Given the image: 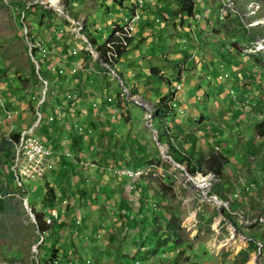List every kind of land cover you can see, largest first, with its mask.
Here are the masks:
<instances>
[{
	"label": "rangeland",
	"instance_id": "rangeland-1",
	"mask_svg": "<svg viewBox=\"0 0 264 264\" xmlns=\"http://www.w3.org/2000/svg\"><path fill=\"white\" fill-rule=\"evenodd\" d=\"M94 1L96 2L94 3ZM151 1L152 4L160 8L151 6L148 9ZM233 2L234 5L219 24L221 26L217 28V32L213 31V35L216 37L219 34L220 38H215L212 47L205 40L204 44L207 47H202L196 42L197 47L193 49L189 46L191 36L185 31L182 38L186 41H182V44H175L174 41H179V39H173L172 34H169V38L162 40L161 37L155 38V36L150 39L135 36L130 51L122 57L124 61L121 60L122 62L119 63L121 67H113L98 59L99 54L85 36L89 34L100 43L111 33L110 22L121 21L123 10L113 0H88L83 5L85 7L82 6L81 0L70 1L68 11L66 8L64 9L66 4L63 3V6L61 0H0V81L11 86L8 92H13L19 101L18 110L14 113L11 123L19 132V140H21L20 131L25 130L23 131V140H31L35 136L49 147H54V151L58 152V147L68 148V138L72 133H75V128L77 133L82 135L81 141L86 140L87 144L88 133L81 130L78 123L87 118V111L90 107L94 114L97 113L101 117L109 115L116 125L113 126L115 140L112 141L116 156L114 161L112 156L107 157L110 165L119 163L121 167L125 163L130 164L134 158H139L137 146H141L147 152L145 162L137 168L139 170L133 171V175L124 174L125 169L117 168L113 171L115 177L101 174L103 176L95 181L96 177H90V175L87 176L89 179L85 180L84 173L86 171L90 173V169L80 170V176L83 178L82 186L88 192H91L94 184L96 190L97 186L100 187L98 195L100 193L103 196H109V199L99 196L97 202L85 200L80 205L76 203L78 201L77 190L65 185L63 186L65 194L60 195L59 193L60 189L55 182L58 175L55 174L54 178L53 174L58 172L60 161L57 160L55 165H53V161H50L52 163L50 167H53V170L45 174V162H40L38 166L25 163V156H17V144L13 149V139L8 141L12 134L8 133L5 128L8 121L0 122V264H50L51 262L60 264L62 260H65L62 264H72L75 261L76 264H117L118 260L113 262V258H101L99 262L95 261L96 259L90 256L89 250L85 247L88 240L84 239L82 234L85 232L83 231L88 234L90 228L93 229L97 225H101L104 231L98 240L108 241V248L113 250L117 246L122 247L121 253L128 251L130 247L134 250L135 246L131 243L130 237L131 231H128L129 234L126 238L120 239L126 226L121 220H118V215L125 213L120 210L119 200L121 198L131 200L133 202L131 213H133L137 212L140 207L143 196L148 201L145 199L147 206L141 213L144 214L145 220L151 222L153 230L158 233V238L152 244L156 249L162 245V254L158 253L161 258L156 259V264H203V262L204 264H264V224L262 234L259 231L261 223L256 220H259L260 217L264 218V213L262 214L264 203L261 205L259 195H257L258 199L253 201V205L249 194H243L242 201L228 200V197H232L230 193L234 190L230 181L236 180L238 175L242 176V173L236 174V172L233 176L231 173L233 172L232 161L228 160V164L223 169L228 176L225 180L227 182L224 180L218 182L219 180L213 178L209 173L202 177L197 173L190 180L184 175L183 170L175 166L174 163L178 164L177 162L163 158V155L169 156V149L164 142L161 144L163 153L159 150L158 134L162 133L164 129L163 126L158 125L161 122L156 119L151 104V102L157 101L158 96L147 92L148 88L144 87V82L137 78L140 72L147 71L152 63L156 64L155 61L165 65L173 63L179 65L173 74V81L176 80L177 75L181 78L179 84L177 81L174 83L176 91L172 99L176 103L172 105V117L168 115L173 122L166 127V130L171 128L173 131L167 136L172 138L171 142L176 144L179 149H181L180 142H182L181 146L186 147L188 151L191 147L190 143L194 146L193 148H200V150L206 144L208 147L202 150L207 155L209 152H220L214 148L215 146H212L213 144L221 141L216 145L220 148L221 145L223 148L228 147L230 139L236 143L234 144L237 147H242L239 145V139L246 134L248 129L245 128L251 119L247 116H244L243 120L223 118L219 114L222 99L219 97V92H214V89L216 86L219 89V85L225 88V84L232 79L231 71H240L238 64H233L234 62H240V60L247 62L250 58H239V55H245L239 53L248 41L237 40L234 43L233 40L236 39L233 38L235 37H227L229 35L227 30L228 33H231L238 31V28L239 30L245 29L248 38L251 37L252 41L256 39L253 44L248 45L249 50H253V54L264 51V43L261 47L258 46V43L263 42L264 39V0H233ZM142 3L144 8L139 11V22L147 23L148 19L150 21L155 18L161 28H153L154 33L156 31L163 34L166 32V28L163 30L165 26L161 18L164 9L168 17L178 19L174 11L175 5L172 6L170 0H142ZM203 3L213 5L214 0H203ZM34 4L37 5L33 7ZM46 9L51 11L52 20L44 11ZM72 14L85 19L73 18ZM217 14L222 18L218 9ZM199 16L201 17L200 14ZM255 20H259V23L253 26L252 22ZM177 23L179 24V21ZM154 25L157 26L154 22L153 24L148 22L149 27H154ZM136 27L137 24L134 25L135 30ZM76 30L78 34H76ZM53 33L58 37H62L61 35L66 33L67 37L52 40ZM176 35V38L179 37L178 33ZM231 42L234 43L233 48L236 51H230V53L233 52L236 58L229 54L228 49ZM33 45L45 48L47 53L41 54L46 56L37 53L34 56L32 54L34 53ZM63 46H65L64 50ZM174 54L178 57L175 58ZM51 56H55L52 60H57V64L61 65L65 72L62 71L55 79L48 76L49 87L47 89V83L44 86L42 82L36 81L34 78L36 65L33 61L37 58L35 62L38 67L42 64L41 68L43 69L47 65L44 60ZM262 56L264 58L263 53ZM141 58L150 61H142ZM165 58L172 59L173 62L168 63ZM189 59L193 64L183 66L184 63L186 65V60L188 63ZM125 60L130 63L129 66ZM49 61L51 60L49 59ZM141 62H143L142 65ZM162 64L158 65V68H162ZM154 66L156 67V65ZM45 70L48 72L47 69ZM111 71H114V75ZM163 72L168 75L172 74V71L168 70H163ZM224 74H227L228 77H223ZM200 75L206 77L205 80L200 85L197 83V87L194 85L193 87L196 88L192 89L189 84L190 80L195 83L202 81ZM219 75L222 76L221 79H218ZM242 76L244 78L247 75L243 73ZM258 78L259 80L264 79L259 76L254 79L258 81ZM236 82L238 84V80ZM243 85L247 86L248 83ZM208 87H211L210 90L207 89ZM179 91L181 92L179 93ZM66 93L75 98L74 104L68 101L63 102L62 95ZM206 94L208 98H206ZM221 94L226 99L227 94L231 96L232 93L228 90L227 94L226 92L224 94L223 90ZM177 95L179 99H177ZM107 96L111 98V101L102 106ZM236 100L235 103L240 104L239 100L237 102ZM41 102L44 103L38 109ZM60 103L63 104L60 108L64 110L62 113L63 122L47 123L45 118L48 113L44 109L52 110L56 104ZM30 105L33 106V113ZM22 107L29 117L28 122L24 123V129H22L24 119L20 114ZM76 108L78 109L76 110ZM193 110L199 115L204 114L205 119H208L211 113L217 114L218 119L214 120L215 122L208 119L212 123L208 121L205 123V119L197 118L199 115L193 114ZM39 114L41 115L40 119L38 118ZM225 114L231 117L230 110ZM40 123L44 126L42 131L39 130ZM205 127L207 130L209 127L216 134L213 135L214 137L211 136L210 141L206 140L210 133L205 131ZM108 128L109 126L104 123V129L108 130ZM92 130L90 127V135L94 134ZM175 135L179 141L175 140ZM50 137L55 141L51 142ZM65 148L59 150L61 157H64L62 154ZM90 150H85L83 154L80 153L81 158L96 160L92 158ZM221 151L223 153L225 150ZM231 153L238 156L241 154L240 158L242 159L245 157L242 150L231 149ZM49 155L50 158L51 155H54L51 148H49ZM232 156V154L227 155V159ZM253 157L246 158V162L252 163ZM59 160L64 161L63 158H59ZM99 160L102 162L101 159ZM48 162L49 160H47ZM79 165L94 166L90 162L79 163ZM180 166L185 167L184 165ZM18 170H20V175L24 176L23 178H19ZM10 171L14 175L13 179L9 178ZM248 171L249 169L246 170L248 174L245 180L253 182L257 176ZM77 173L78 171L68 170L67 174L64 173L66 181L73 184L71 181L78 178L79 174ZM117 174L135 178L136 185L146 187L145 195H140L139 191L134 193L137 192V188L128 190L126 187V191H123L121 185H124V180H128ZM34 176L38 177L35 179ZM229 176H232L230 180ZM197 177L207 178V185H203V188L197 186L194 180ZM46 186L48 188H45ZM49 188H52L56 195L55 200L53 199V204L56 207L60 206V200L66 201V206L63 209L64 212H67V216L64 217V214L61 216L62 221L66 224L64 228L49 231V234L44 237L37 229L35 218L36 215L43 217L44 210L42 211V209L50 208L46 205L48 199L44 196V192H48ZM245 190H247L246 187ZM215 191L224 197L218 198L214 194ZM254 192L256 190L251 193ZM213 196H216V199L210 198ZM238 197L237 193L233 194V198ZM216 200L220 202V205L216 204ZM221 202H227V204L223 206ZM243 202L244 204L249 203V207L244 205L245 207L242 209L241 203ZM250 206L259 213L253 212L251 216L248 215ZM230 207L238 210L229 215ZM246 208L248 209L247 213L244 211ZM75 221L76 223H73ZM146 228L149 229V226ZM169 233H174L176 236H168ZM80 236L83 237L80 239ZM244 237L252 238L255 243L247 244ZM69 248H72L71 253H68ZM52 249L53 251H51ZM152 251H143L144 256L147 257L145 262H149L152 258L154 253ZM128 253L133 256L132 251ZM69 261L72 263H68Z\"/></svg>",
	"mask_w": 264,
	"mask_h": 264
},
{
	"label": "trees",
	"instance_id": "trees-1",
	"mask_svg": "<svg viewBox=\"0 0 264 264\" xmlns=\"http://www.w3.org/2000/svg\"><path fill=\"white\" fill-rule=\"evenodd\" d=\"M73 1H77V0H73ZM113 1L116 2L120 7L122 6L123 0H121V1L113 0ZM170 1H171L172 6L175 5L174 11L176 12V14L178 16V19H173L171 16L168 17L167 14L165 13V9H164L162 11L163 14L161 15V18H162V21L165 22L164 25H167V26L173 25L175 27V24L177 21H179V24L182 25L184 20H187V21L190 20L189 22L193 24L197 21L194 18V14L198 13V14L202 15V18L199 20V22L202 20H206V17L204 16L205 14L209 15V17H211L212 14H214L215 19L216 20L218 19L216 24L218 25V28H219L221 26V25H219L221 23V20L223 18H225L223 12L221 15L222 18H220L219 15L217 14V9H222V10L227 9V2H222V0H215V4H214L215 8L214 9H212V7H213L212 4H210L211 6L205 4V6H203L204 8H202V9L200 7H197V5H198L197 0H170ZM229 2L231 5V8H232V6L234 5V2H233V0H229ZM36 5L37 4H34L33 7H35ZM217 5H218V8H217ZM151 6L154 8H157V9L160 8L159 6L152 4V1L150 2V7L148 9H150ZM143 8H144L143 3H141V5L138 7L137 3L134 2V0H132L131 4L129 6H127L126 8H124V11H126V13L124 14L125 16L122 15L123 19L121 18L120 22H118V21L110 22L111 33L108 34L104 39H102V42H100V43L97 42V40L94 39L91 35H89V34L85 35L88 42L90 43V45L99 54L98 59L100 61H102L104 64H108V65L113 66V67L120 66L119 63L124 61V60H122V57L124 55H126L127 52L130 51V48L132 47L135 36L140 35L144 31H149L148 38L149 37L152 38L155 36V38L161 37V40H162L163 38H168V35L174 31V27H171V29L164 32V34L162 32H159V31H156L154 33L153 28H155V27H153V26L149 27L148 26V22H150L151 24H153V22H155V18H153V20H150V21H149V19L147 20V24L144 25L142 30H139V28L136 27V29H138L137 31H139V32H137L135 30V28H133V30L127 32V30H125L124 19L129 18L134 13H138V16L140 19L139 11L142 10ZM44 11H46L47 16H49L50 20H52L53 17H52L51 11L48 9H46ZM72 16L75 17V14H72ZM139 19L136 22L137 25H138ZM190 23H188L187 28H189ZM223 27H224V25H223ZM214 32H217V30H214ZM226 32H227V34H229L227 37H229V38L235 37V38H233V39H236V40H233L234 43H236L237 40H240V41L241 40L242 41L247 40L248 45H251L256 40V39H254L252 41L250 39L251 37L248 38L246 35L245 29L239 30V28H238V31H236V32L232 31L231 33H228V30ZM212 34H213V32H212ZM61 36L62 37L56 38L53 35L52 40H56V39H60V38L65 39L67 37L66 33L65 34L63 33ZM107 43H111V44L107 45ZM234 43L231 44L232 50L228 49L229 52L230 51H233V52L236 51V49L233 48ZM62 48L64 50L65 46H63ZM32 51L34 52V53H32V54H34V56L36 53L40 54L42 56H46L45 54H41V52L37 48H32ZM226 51H227V48H226ZM261 52H264V51H261ZM229 54L231 55L232 53H229ZM242 56L246 57L247 59L249 57L250 58L247 62L240 60V62H234L233 63V64H238V69L240 71H237V72L231 71L232 72L231 73L232 79L229 80V82L230 81L234 82L235 80H238V82H241L240 78H242L243 73H246V75H255V77L257 75L261 78H264V72H263L264 71L263 70L264 69V58H263L262 54L258 53V54H253V55H242ZM54 57L55 56H51V58H49L51 61H49V59L46 58V60H44V62L47 63L45 68L42 69L41 68L42 64H41V65H39L40 67L36 71V74L35 73L33 74L36 81L41 82V79H42V80L47 82V85H46L47 89L49 87L48 76L55 79L56 76L60 75V73L58 72L59 69H62L65 72L63 67L60 68L57 66L55 68L51 65V64H53L51 62H52V58H54ZM35 59H36L35 61H37V58H35ZM140 60L148 61V62L150 61V60H147L144 58H141ZM157 60H160V58H157ZM165 60L168 63L173 62L172 59L167 60L165 58ZM161 61H163V60H161ZM39 62H40V60H39ZM142 63L143 62H141V65H142ZM155 63L156 64L152 63L147 71L143 70V72H140V74L137 78L144 82L143 85L148 88L149 92H152L154 95L158 96V99L156 102H151L153 112L155 113V117L158 121L161 122V124H158V125L163 126V129H164V131H162V133H159V134L157 133L158 134V142H160L161 144H163L165 142L167 144L168 149H169L168 155L171 156V158L175 162H177L178 164L184 165L185 170L187 171V173L190 176H195V175H197V173H199V174H201V177H202V176H205L209 173L211 176H213V178H215L216 180L218 179L219 180L218 182H221L223 180H224V182H227L225 180H226V177H228V176L224 173L223 169H224V166L226 164H228V160L231 161V159L230 158L227 159V155L224 152L221 153L222 149L219 146L215 145V147H217V150L220 152H216V153L209 152L207 155H205L203 153V150L205 147H208V146H206V144H204L200 150V148H197V149L193 148L194 146H192V144L190 143L191 147H190V150L188 151L186 147L184 148L183 146H181L182 142H180V144H179L180 148H181V149H179L176 146V144L171 142L172 138L167 136L168 133H173L171 128H170V130H166V127H168V124L173 122V120H171L170 117H168V115L169 116L171 115V117L173 115L172 105L175 102L173 101L172 98H173L175 91H176L175 87H174V83L177 81V84H179L180 80H181V78L178 77V75H177L176 80L173 81V79H174L173 74L175 72V68L179 67V65H174V63L165 65V64H162L158 61L157 62L155 61ZM242 63H243V65H242ZM127 64H128V66L130 65L129 62H127ZM161 64H162V68H158L159 67L158 65H161ZM154 65H156V67ZM45 69H47L48 72ZM163 70L172 71V74L171 75L164 74ZM39 77H40V79H39ZM257 83H258V87H259L258 89H256V95H259L257 100H255V99L253 100V98H252V100L247 99V100L238 101V102H240V104H238V106L239 105L241 107L248 106L252 111H254V113H256V116H251V120L249 121V125L247 128L248 130H247L246 134L244 135V136H248L246 143H245V146L243 145L245 156L247 158H250V157H253L256 155V152H257L256 149H257L258 142H260L262 140L263 141L262 146H264V110H260V109L264 108L263 107L264 106V79L259 80V78H258ZM226 85H228V84H226ZM165 87L167 89L166 92L163 91V88H165ZM243 87L244 88L250 87V85L249 84L247 86L244 85ZM229 90H231V86H229ZM62 96L64 99H66V94H63ZM74 99L75 98L72 97L71 99H68V102H72V104H74V102H75ZM235 100L236 99H234L233 101H235ZM108 101H111V98H109L107 96L106 101L104 102V104L102 106L107 105L109 103ZM64 102H66V101L64 100ZM43 103L44 102H41L39 104L38 109L41 108ZM30 107H31V112L33 113L34 112L33 106L30 105ZM77 109L78 108H76V110ZM257 114L262 115V118L257 119ZM161 115H167V116L163 117ZM237 116H238V112L233 116V118H236ZM255 117H256V119H255ZM236 119H238V118H236ZM104 123L107 126H109L108 130L104 129ZM78 124L80 125L81 130H83L84 132L86 131L88 133V143L86 144V142H87L86 140L81 141L82 135L78 134L74 128L75 133H72L68 138V149L71 151L72 159H67L68 162H66L69 165V168L71 170L77 171L76 167H79L81 170L92 169L93 171L91 170L92 172L89 175H91V177H96L95 181H97V179L101 178L104 174L109 175L110 177H115V175L113 174V171L117 168L129 169V170H133V171L139 170L137 168L140 167V165L143 162H145L144 160H145V158H147V152H146V150H143V148L141 146H137V151L139 152V155H138L139 158H134L130 162V164L125 163V165L121 166V167H120L119 163L116 165H110V161H109V159H107V157L112 156V159L114 161L116 154H115L114 144L112 143V141L115 140V134L113 132V126L115 124H114V122H112V119L109 115H107L105 117H101L97 113L94 114V112L92 111V108L89 107L88 111H87V118ZM90 127H91V129H93L92 130L94 133L93 135L89 134L90 133ZM43 129H44V126H43V124L40 123L39 130L42 131ZM99 134H101V135H99ZM174 138L176 141H179L177 139L176 135L174 136ZM11 139H13L12 140L13 142H16L17 140H19V132L18 131L12 132ZM255 140H256V142L253 143V141H255ZM8 141H10L9 138H8ZM14 146H15V144H13V149H14ZM90 148H92L93 151L90 150ZM85 150L86 151L90 150L92 158L96 159V160H92V159L89 160L87 158H81L80 153H82V154L85 153ZM98 159H101L102 162H100V160L98 161ZM64 161H65V159H64ZM79 161H87V162L93 163L94 167L90 168V167L80 166ZM115 162H118V161H115ZM133 162H135V163H133ZM60 167H61V170L64 169V167H62V166H60ZM65 169H66V167H65ZM77 174H79V176L77 179L75 178V181H73V184H70V181H66L64 172H62L60 175L57 176V179L55 180V182H56V184H58V187L60 189V192H59L60 195L65 194L64 193L65 188L63 186L67 185L69 188L75 187V191L76 190L78 191V194H77L78 195V197H77L78 201L76 202L77 204L81 205V204H83V202L85 200L88 202L92 201V200L97 202L99 196L103 197V199H109L108 195L103 196V194H100V193L98 195V192L100 191V187L97 186V190H96V187H94V184L92 185L93 187L91 189V192L90 191L88 192L82 186L83 178L80 176L79 170H78ZM95 174H96V176H94ZM101 174H103V175H101ZM13 176L14 175H13L12 171H10V177L9 178L13 179ZM124 178H126V177H124ZM230 179L231 178H229V180ZM230 183L233 185V187L235 189L236 188L235 183L231 182V181H230ZM123 184L124 185H121V188L123 191L126 189V187H128V188L133 187V188L138 189L137 192H134V193H138V191H139L140 195H142V196L145 195L146 187L144 188V187H140L139 185H136L137 183L135 182V180H131V181L124 180ZM80 185H81V187L79 188ZM246 186L249 187V190H245ZM45 188H48V187L46 186ZM249 191H250V185H248V184L247 185H240V187L238 185L237 188L235 190H233V192L230 194L233 195L234 193H237L238 195H241V197H242L243 194H249ZM214 194L216 196H218V198L224 197L222 194H220L217 191H215ZM92 195H96V196L94 197ZM44 196L46 197V199H48V200H46L47 201L46 205H48V207H50V206L52 207L54 205L53 199L55 200V197H56L55 193L53 192V189L49 188L48 192L47 191L44 192ZM145 199L146 198L144 196L141 197L140 207L137 209V212L134 211L133 213H131V211L133 210V205H132L133 202L131 200H129L127 198H121L119 200L120 201V205H119L120 210H122V212L124 211L125 213L124 214L120 213L118 215V220H121L123 222V224L126 226V229L123 231V234L120 237V239L123 240V237L126 238L127 235L129 234L128 231H131L130 237H131V243L135 246L134 250H132V248L130 247V248H128L129 249L128 251H126V252L124 251L123 253H121L122 247L117 246V248H115L113 250H112V248H108V246H109L108 241L102 242V240H98L101 238L100 237L101 233L104 231V228L101 225H97L93 229L90 228V230L88 231V234L86 233V231H83V232H85V234H82L84 236V239L86 241L88 240L85 247H87V249L89 250L88 252L90 253V256L93 259L94 258L96 259L95 261L99 262V260L101 258H105V259L106 258H108V259L113 258L114 259V260H112L113 262L114 261L116 262V260H118V262H116L117 264L118 263L119 264H156L157 263L156 259H159V257L161 258V255L158 256V253L161 252V254H162V248H161L162 245L160 246V248L156 249L154 244H152V242L158 238V233L153 230V226L150 224L151 222L148 221L147 219L145 220L144 214L141 213V212H143V209L145 208V206H147L145 204V201L147 199L146 200ZM236 199L237 198H235L234 200H236ZM63 202H65V201H63ZM83 218H85V216H83ZM35 220H36L37 229L40 231L41 234L44 235V237L47 234H49V231L62 229L66 225L65 222H63V221L53 222L51 225H46L45 222L43 221V218L40 215H36ZM83 221H84V219H83ZM73 223H76V221ZM148 226H149V229L146 228ZM99 228H101V229H99ZM83 236H80V239ZM168 236L175 237L176 235L174 233H169ZM159 250H161V251H159ZM51 251H53V249ZM130 251H132L133 256H131L130 253H128ZM143 251L154 252L152 255V258L150 259L149 262H145L147 257L144 256ZM137 258H139V260H136ZM75 260H77V259H75ZM64 261L65 260H62L60 262V264H62ZM141 261H143V262H141ZM68 263H72V261H69ZM76 263L77 262L75 261L72 264H76ZM50 264H52V262Z\"/></svg>",
	"mask_w": 264,
	"mask_h": 264
},
{
	"label": "crops",
	"instance_id": "crops-1",
	"mask_svg": "<svg viewBox=\"0 0 264 264\" xmlns=\"http://www.w3.org/2000/svg\"><path fill=\"white\" fill-rule=\"evenodd\" d=\"M70 1L71 2H73V0H61V2H62V4L64 3V4H66L65 6H64V4H63V6H64V9L66 8L67 9V11H68V4L70 3ZM198 1V5H197V7H200L201 9L202 8H204L203 6H205V4L203 3V0H197ZM88 2V0H81V3H82V6L84 5V4H86ZM96 1H94V3H95ZM131 2H132V0H123L122 1V6L120 7V9H122L123 10V12L121 13V14H123V16H125L124 14V8H126L127 6H129L130 4H131ZM71 4V3H70ZM201 4V5H200ZM214 4H215V0H214ZM213 4V7H212V9H214L215 8V5ZM200 5V6H199ZM83 7H85V6H83ZM139 7V6H138ZM15 9H16V7H15ZM33 10V9H32ZM70 11V10H69ZM207 11V10H206ZM205 11V12H206ZM138 14V13H137ZM214 15V14H213ZM213 15L211 16V17H209V15H207V14H205L204 16L206 17V20H202V21H200L199 22V20L202 18V15H201V17L199 18V19H196L197 21L195 22V23H190L189 21L190 20H184L183 21V24L181 25V24H178L177 22H176V24H175V27L173 26V25H171V26H167V25H164L165 24V22H164V28H163V30L166 28V31L167 30H170L171 29V27H174V31L172 32V33H170V35L172 34V36H173V39H179V41H174V43L175 44H182L183 42H185L186 41V39H184V38H182L183 37V32L185 31V32H187L188 34H189V36H191V39H190V41H189V46L190 47H192L193 49H195L196 47H197V44H196V42L198 43V44H200V46H202V47H207L206 46V44H204V42H205V40H207V44H209V45H211L210 47H212V42H214L215 41V38H217V39H219L220 38V36H219V34L218 35H216V37H215V35H213L212 34V32L214 31V30H217V28H218V25L216 24L217 23V20L215 19V17H213ZM76 17H78V19H80V17L81 18H84V17H82V16H78V15H76L75 14V18ZM74 18V17H73ZM122 18V17H121ZM85 19V18H84ZM138 19H139V16H138ZM138 19L136 20V22L138 21ZM223 20V19H222ZM156 21V23L154 22V24H156L157 26H155L154 25V27L155 28H161V26L160 25H158L157 23V20H155ZM188 23H190V25H189V28H187V26H188ZM147 23L146 22H144V23H138V25H137V27L139 28V30H142L143 29V27H144V25H146ZM84 25H85V20H84ZM132 30H133V28H132ZM138 29H136V31H137ZM60 31V30H59ZM137 32H139V31H137ZM136 32V33H137ZM179 34L178 36L179 37H177L176 38V34ZM138 34V33H137ZM148 34H149V31H144L143 33H141L140 35H137L138 37H142V38H146V37H148ZM53 35L56 37V38H59L56 34H54L53 33ZM171 36V37H172ZM210 36H213V37H210ZM151 37H149V39H150ZM168 38H169V35H168ZM183 41V42H182ZM199 46V47H200ZM178 50H180L179 48H178ZM229 50H230V48H229ZM210 53H211V51L210 50H208ZM230 53V52H229ZM232 54L230 55V56H232V57H234V54H233V52H231ZM176 54H177V52H176ZM176 54H174L175 55V58H177L178 57V55H176ZM239 58H244V57H242V56H239ZM53 59V58H52ZM52 62H53V67H60V68H62V66L60 65L59 66V64H57L58 63V61L56 60H52ZM51 62V63H52ZM186 62V65H185V63L183 64V66H189L190 64H193V62L189 59L188 60V63H187V60L185 61ZM50 63V64H51ZM189 64V65H188ZM220 67L222 66V64L220 63V65H219ZM264 70V69H263ZM197 71V70H196ZM202 74V73H201ZM203 76V75H202ZM201 75H200V77H201V79H202V81H198V82H192L191 80H190V82H189V84L192 86V89L193 88H196L197 87V83L200 85V84H202L203 83V80H205V78H204V76L202 77ZM200 77H199V80H200ZM243 77V76H242ZM247 77H249V78H247ZM196 78V77H195ZM218 78H219V76H218ZM226 78V77H225ZM255 78V75H247L246 77H244V78H240L241 80V82H238V84H237V82H236V80L234 81V82H227V84L228 85H226L225 84V88H223L221 85H219V89H218V86H216V88L214 89V92L215 91H218L219 92V97L222 99V105H220V109H219V111H220V115L221 116H223V118H227V120L228 119H232L233 118V116L238 112V116L236 117V118H238V119H240V120H243V117L244 116H247V117H249L250 119H251V116H256V113H254V111H252L248 106H245V107H241L240 105L238 106V104L237 103H235V101H233V96H235L236 95V102L239 100H247V99H251L252 100V98H253V100L255 99V100H257L258 99V97H259V95H256V89H258L259 87H258V83H257V80H255L254 79ZM256 78H257V76H256ZM248 83L249 85H251L250 87H246V88H244L243 86V84H245V83ZM194 85H196V87H193ZM229 86H231V89L234 91V93L235 94H233L232 95V97L231 96H229L228 94H227V92H228V90H229ZM233 86V87H232ZM10 85H8L7 83H5V82H2V81H0V95H2L3 96V99H4V101H5V108L6 109H9V110H12V111H15V113L17 112V110H18V107H19V101L16 99V97H15V95H14V93L13 92H8L9 91V89H10ZM145 87V86H144ZM200 87V86H199ZM210 88L211 87H208L207 89H209L210 90ZM222 89V90H221ZM221 90V91H220ZM224 90V94H225V92H226V94H227V98L225 99V98H223V95L221 94V92ZM163 91H167V89L166 88H163ZM147 92H148V90H147ZM181 91H179V93H180ZM231 93H232V91H230ZM150 93H152V92H150ZM153 94V93H152ZM206 98H208V95L206 94ZM62 99H64L63 98V96H62ZM177 99H179V96L177 95ZM65 100V99H64ZM64 100H63V102H64ZM24 101V100H23ZM175 102V101H174ZM176 103V102H175ZM20 104H22L21 103V101H20ZM57 106H63V104H56V106L52 109V110H50L49 108H45L44 110L49 114V113H51ZM264 107V106H263ZM227 109H229L230 110V114H231V117L229 116V115H227L226 116V111H229V110H227ZM24 110V107H22L21 109H20V114H21V117H22V119H24V122H23V125H22V129H24V123H27L28 122V116L26 115V113L23 111ZM260 110H264V108H262V109H260ZM23 111V112H22ZM62 112H64V110L62 111ZM193 114H195L196 113V111L195 110H193ZM3 114H4V112H2V109L0 108V122L1 123H6L7 122V120H5V118H4V116H3ZM47 114V115H48ZM46 115V116H47ZM195 115H199V114H195ZM217 114H214V113H211V115H209L210 117L208 118V119H210V120H212L213 122H215L214 120H216V119H218V117L216 116ZM14 116V115H13ZM63 116H64V114H63ZM229 116V117H228ZM201 117H203L204 119H205V116H204V114H202V115H199V116H197V118H201ZM208 117V116H207ZM14 118V117H13ZM13 118H12V120H11V122L9 123V121H8V123H7V126L5 127V128H7V130H8V133H9V128H10V125H12L11 123H12V121H13ZM260 118H262V115H258L257 114V119H260ZM194 119H196V118H194ZM208 119H205V123H207V121L208 122H210V123H212L210 120H208ZM255 119H256V117H255ZM61 122H63V118H62V121ZM248 125H249V122H248ZM13 126V125H12ZM27 128V127H26ZM247 128H248V126H247ZM247 128H245V129H247ZM205 129V131L207 130V128L205 127L204 128ZM14 131H17L16 129H15V127L13 126V131L12 132H14ZM207 133H210V135H209V137L206 139L207 141H210L211 140V136L212 137H214L213 135H216L215 133H213V131H211L210 129H209V127H208V130L206 131ZM32 135H33V130H32ZM51 135V134H50ZM247 138H248V136H242L240 139H239V145L240 146H242V147H237L235 144V142H233V141H231V139L230 140H228V147H222L223 145H221V149H224L225 151L224 152H226L225 154H232L233 155V153H231V149L232 150H242V151H244V146H245V143H246V140H247ZM50 141L52 142V141H55V140H52V137H50ZM42 142V141H41ZM220 142L221 141H218L217 143H215V144H213L212 146H215L216 144H220ZM256 142V140L255 141H253V143H255ZM43 143V142H42ZM223 143V142H222ZM227 143V142H226ZM235 143V144H234ZM45 146H47V147H49V145H47V144H45V143H43ZM262 144H263V141L261 140L260 142H258V144H257V149H256V155H255V157L254 158H252L251 160L253 161L252 163H248V162H246V156H245V152H244V159H242V158H240V156H241V154H239V156L238 155H236V154H234L232 157H229L230 159H231V161H232V163H231V166L233 167H231L232 169H233V172H231V173H233V176H234V172H236V174H241L242 173V176H240V175H238V177H237V179L236 180H234V179H232L231 180V182H234L235 183V187L237 188V186L239 185V187H240V185H247V184H251L252 185V187H251V189H250V192H249V195H250V197H251V199L252 200H250L251 201V204L253 205V201L254 200H257L258 199V196L257 195H259V198H260V203H261V205H262V203H264V197H263V195H264V146H262ZM244 145V146H243ZM236 146V147H235ZM49 148H51L52 150H53V152H54V155H51V158L53 157L54 158V160H49V162L47 163V167H50L51 166V162L53 161V165H55V162L58 160V161H60V165H59V167H58V169H57V171L58 172H64V173H66L67 174V172H68V170L70 171V168H69V165L66 163V162H68V160L67 159H72V156H70V157H67V156H65V152H68V151H70L68 148V150L65 148V147H62V148H60V147H58V149L59 150H62L63 148H65L63 151H64V153L62 154V155H64V157H61L60 156V154H59V150H58V152L57 151H54V147H52V146H50ZM230 148V149H229ZM57 150V149H56ZM69 153V152H68ZM234 153H236V152H234ZM70 155H71V152L69 153ZM243 155V154H242ZM59 158H63V159H65V161H61V160H59ZM51 161V162H50ZM76 164V163H75ZM60 166H62V167H64V169H62L61 170V167ZM45 167V166H44ZM65 167H66V169H65ZM94 167V166H93ZM90 168H92V167H90ZM249 169V171L248 172H251V174L252 175H255V176H257L256 178H254V177H252V178H254L253 180V182L251 181V180H245V177L247 178V172H246V170H248ZM76 170L78 171H80L81 169L78 167H76ZM83 170H85V169H83ZM90 170H92V169H90ZM116 170V169H115ZM93 171V170H92ZM91 171V172H92ZM57 172V173H58ZM85 172V171H84ZM90 172V173H91ZM56 172H54V174H53V177L55 178V174L56 175H59V174H57ZM90 173H88L87 171L84 173V177H85V180L86 179H89L88 177V175L90 174ZM226 174V173H225ZM39 176V175H38ZM38 176H34V178L36 179ZM88 176V177H87ZM126 177L127 178V180H129V181H131V180H135V178H129V177H127V176H123V175H120V177ZM90 177H91V175H90ZM33 178V179H34ZM139 178V177H138ZM229 178H232V176H229ZM137 179V178H136ZM72 183H73V181H71ZM73 186V185H72ZM235 188V189H236ZM72 189L73 190H75V187H72ZM127 189H129L128 187H127ZM234 189V190H235ZM260 189V190H259ZM255 191L256 190V192H254V193H251L252 191ZM124 191H126V189L124 190ZM260 191V192H259ZM259 192V193H258ZM149 199V198H148ZM63 201H65L64 199H62V200H60V203H59V205H63V208L66 206V201H65V204H63ZM62 203V204H61ZM242 205H243V208L242 209H244V207L246 206V205H248V207H249V203H245L244 204V202L243 203H241ZM245 205V206H244ZM51 207V206H50ZM250 208H251V206H250ZM47 208H44V209H42V211L44 210H46ZM63 211H64V209H63ZM246 213H247V211H248V209L246 208V210H244ZM253 212H255V213H259V211H255V210H253V208H251V209H249V211H248V215H250L251 216V214H253ZM264 213V210L262 211V214ZM67 216V212H65V216L64 217H66ZM262 226H263V224H261L260 226H259V231L263 234V230H262ZM72 249V248H71ZM72 251L71 250H69L68 251V253H71ZM203 264H204V262H203Z\"/></svg>",
	"mask_w": 264,
	"mask_h": 264
},
{
	"label": "built area",
	"instance_id": "built-area-1",
	"mask_svg": "<svg viewBox=\"0 0 264 264\" xmlns=\"http://www.w3.org/2000/svg\"><path fill=\"white\" fill-rule=\"evenodd\" d=\"M222 2H227V9L226 10H220L224 13V16H226L228 14V12L231 10V5H230L229 0H222ZM22 13H23V10H22L21 14ZM195 14L197 16V13H195ZM124 23H125V25L131 26L132 28H134V25L136 24L135 13L133 14V21H124ZM243 47L244 48H242V50L240 49L241 54L253 55V50H249L248 43H245L243 45ZM34 48H38V50L41 53H47L46 49L43 48L42 46L37 45V46H34ZM72 52H74V51H72ZM35 65L37 67L36 68V71H37L39 67H38L37 63ZM62 71H63L62 69L58 70L59 73H62ZM73 71H74V69H73ZM111 73L114 75V71H111ZM223 77H228V76H227V74H224ZM221 78H222V76L219 75L218 79H221ZM41 82L44 84V86L47 83L46 81H44L42 79H41ZM72 97L73 96L66 93V100L65 101H68V99H71ZM0 108L2 109V112H4L5 120L9 121V123H10L12 118H13L15 111H12V110L5 108V101H4L2 95H0ZM62 111L63 110L60 108V106H57L51 113H49L46 116V118H45L46 122L47 123H50L52 121L61 122L62 118H63L62 117V113H63ZM38 117H41V115L39 114ZM12 131H13V126L10 125L9 133L11 134ZM23 131H25V130L20 131L21 132V140H17L16 142H13V144H17V146H18L17 156H25V163H31V165H35L36 162H45L44 174L52 171L53 167H47V160H54V158H50L49 147L45 146L35 136H33V139H31V140H23ZM9 140L11 141V138H9ZM215 149H217V147H215ZM65 156L70 157L71 155L68 152H65ZM79 163H87V161H79ZM124 174L133 175V170L125 169ZM18 175H19V178L24 177L23 175H20V170H18ZM117 175L120 176V174H117ZM246 188H247V190H249L248 186H246ZM129 189H134V188L129 187ZM46 210L44 211V214H43V221L45 222L46 225H51L53 222H61L62 221L61 216L65 215V212L63 211V205H60L58 207H56V206L50 207V208H47Z\"/></svg>",
	"mask_w": 264,
	"mask_h": 264
},
{
	"label": "bare ground",
	"instance_id": "bare-ground-1",
	"mask_svg": "<svg viewBox=\"0 0 264 264\" xmlns=\"http://www.w3.org/2000/svg\"><path fill=\"white\" fill-rule=\"evenodd\" d=\"M134 2H136L137 3V6H140L141 5V3H142V0H134ZM220 10H222V9H218V12H219V14L221 13L222 14V11H220ZM200 18V16H199V14L197 13V16H196V14H194V18H196V19H198V18ZM123 19V18H122ZM138 19V14L137 13H135V21ZM124 21H133V14L129 17V18H125L124 19ZM131 29H132V27L131 26H128V25H125V30H127V32L128 31H131ZM121 32V31H120ZM123 32V31H122ZM124 38V37H123ZM124 40V39H123ZM112 42V41H111ZM262 43H264V39H263V42H259L258 43V46H262ZM111 43H107V45H110ZM255 49H258V47H255ZM109 56V55H108ZM39 119H40V117H38ZM39 119H38V121H39ZM39 163L40 162H36V164H35V166H38L39 165ZM195 180V184L197 185V186H199L200 188H203L205 185H207V181H208V179L207 178H196V179H194ZM204 185V186H203ZM197 186H195V187H197ZM198 188V187H197ZM216 202V204H219L220 202L219 201H215Z\"/></svg>",
	"mask_w": 264,
	"mask_h": 264
},
{
	"label": "clouds",
	"instance_id": "clouds-1",
	"mask_svg": "<svg viewBox=\"0 0 264 264\" xmlns=\"http://www.w3.org/2000/svg\"><path fill=\"white\" fill-rule=\"evenodd\" d=\"M222 21V20H221ZM259 23V20H255L254 22H252V25L254 26V25H257ZM264 36V35H263ZM233 42H231V44H232ZM229 48H231V50H232V46H229ZM260 54H264V52H259ZM241 54V53H240ZM242 55V54H241ZM256 68V67H255ZM229 91H232V94H231V96L234 94V91L231 89V90H229ZM234 99H236V96H233V100ZM215 148V147H214ZM171 157V156H170ZM180 165V164H179ZM185 168V167H184ZM205 176H207V175H205ZM192 177V176H191ZM192 180V179H191ZM248 185H250V189H251V187H252V185L251 184H248ZM129 190V189H128ZM250 192V191H249ZM231 195V194H230ZM229 195V196H230ZM232 197H228V200H230V201H242V197H241V195H239V197L236 199V200H234L235 198H233V195H231ZM210 198H213V199H216V196H213V197H210ZM221 204L223 205V206H225V204H227V202L226 203H222L221 202ZM220 205V204H219ZM235 208V207H234ZM236 210H238V209H233V208H231L230 207V210L228 211V214L230 215L233 211H236ZM43 218V217H42ZM259 218V217H258ZM258 222H260L261 224H264V218L263 217H260V219L258 220V219H256ZM45 234V233H44ZM44 236V235H43ZM42 239H43V237H42ZM247 239H248V241H247ZM244 240L246 241V243L248 244L249 242H252V243H255V242H253V240H252V238H247V237H244ZM256 244H258V245H261L260 243H256Z\"/></svg>",
	"mask_w": 264,
	"mask_h": 264
},
{
	"label": "water",
	"instance_id": "water-1",
	"mask_svg": "<svg viewBox=\"0 0 264 264\" xmlns=\"http://www.w3.org/2000/svg\"><path fill=\"white\" fill-rule=\"evenodd\" d=\"M51 6V5H50ZM76 34H78V31L76 30ZM34 62V64H36L35 63V61H33ZM37 68V67H36ZM45 97L43 96V99H44ZM159 143V150H160V152L161 153H163V149H162V146H161V143L160 142H158ZM163 158H165L166 160H169V161H174L171 157H169V156H167V155H163ZM175 164V166L177 167V168H179V169H181V170H183V172H184V175L188 178V179H190L191 180V176L187 173V171L185 170V168L184 167H181L179 164H176V163H174Z\"/></svg>",
	"mask_w": 264,
	"mask_h": 264
}]
</instances>
